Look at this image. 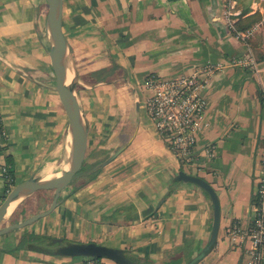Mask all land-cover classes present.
<instances>
[{"label":"crops","instance_id":"0c3cea01","mask_svg":"<svg viewBox=\"0 0 264 264\" xmlns=\"http://www.w3.org/2000/svg\"><path fill=\"white\" fill-rule=\"evenodd\" d=\"M223 4L62 0L61 31L78 75L86 149H98L105 157L126 145L86 179L61 191L56 206L25 232L1 234L0 264L80 259L42 251V245H52V237L121 248L133 260L182 264L206 242L212 206L196 184L175 179L178 170L206 180L218 200L215 241L194 264L245 259L244 246L230 241L227 230L233 224L246 228L252 215L264 144V22L256 21L249 36L237 37L226 23ZM244 6V15L257 10L264 16V0H234L236 15ZM45 13V0H0V167L10 169L9 187L29 175H52L66 157L67 119L52 88ZM242 55L252 57V67L223 65L202 88L204 123L191 158L178 160L146 115L142 79L152 72L180 76L206 62ZM208 145L211 156L203 153ZM7 189L0 171V201ZM261 255L264 264V246Z\"/></svg>","mask_w":264,"mask_h":264},{"label":"water","instance_id":"95a60500","mask_svg":"<svg viewBox=\"0 0 264 264\" xmlns=\"http://www.w3.org/2000/svg\"><path fill=\"white\" fill-rule=\"evenodd\" d=\"M46 13L43 32L47 45L49 65L53 74V90L56 93L66 119V157L61 167L50 176L29 175L14 183L0 201V235L16 230L47 215L57 204L60 192L69 187L85 159L87 121L79 106L76 83L78 75L66 40L61 31L62 0H45ZM126 142L120 144L111 153L99 161L95 168L111 160ZM175 179L196 184L207 195L212 206V220L208 237L204 245L182 264L196 263L212 247L218 227L219 207L213 188L203 178L178 170ZM36 191H50L47 205L41 210L1 225L4 217L21 201ZM51 246L42 245V251L68 258L101 257L108 258L117 264H153L145 259L133 260L121 248L107 246L94 241L62 243L60 237L50 239ZM54 244V245H53Z\"/></svg>","mask_w":264,"mask_h":264},{"label":"built area","instance_id":"2783aa9c","mask_svg":"<svg viewBox=\"0 0 264 264\" xmlns=\"http://www.w3.org/2000/svg\"><path fill=\"white\" fill-rule=\"evenodd\" d=\"M223 15L230 30L237 37L244 38L251 34L257 23L243 30H234L232 22L237 11L233 9L234 0H223ZM232 9V10H231ZM264 22L262 16L258 23ZM223 65L252 67L251 56H231L224 62H206L196 66L184 75L162 77L156 73H148L142 79L145 90L143 106L147 117L152 123L156 135L180 161L189 160L193 154L195 135L200 125L204 123L205 100L201 94L202 88L209 77ZM4 135L0 113V138ZM203 153L212 155L211 145L205 146ZM259 166L256 173L254 203L250 224L240 229L235 224L227 230L228 239L242 244L245 259L236 264H262L261 249L264 246V144L259 153ZM6 181L7 191L10 177L4 164L0 167ZM6 191V192H7ZM63 264H105L101 257H81Z\"/></svg>","mask_w":264,"mask_h":264},{"label":"rangeland","instance_id":"374dc122","mask_svg":"<svg viewBox=\"0 0 264 264\" xmlns=\"http://www.w3.org/2000/svg\"><path fill=\"white\" fill-rule=\"evenodd\" d=\"M85 159L83 161V167L80 169L79 173L71 181L70 187L86 179L84 175L88 172L94 170L95 165L104 158L100 150L98 149H86L85 150ZM85 163L87 165H85ZM103 166V165H101ZM100 166V167H101ZM44 194V195H43ZM50 197V191H36L32 195L27 196L23 201H21L11 212H9L1 222V225L4 223H9L18 219H21L32 212L41 210L44 206V202L48 203ZM43 198L45 200H43ZM45 207V206H44ZM28 228V225H25L21 228L14 230L15 232H25Z\"/></svg>","mask_w":264,"mask_h":264},{"label":"trees","instance_id":"16d2710c","mask_svg":"<svg viewBox=\"0 0 264 264\" xmlns=\"http://www.w3.org/2000/svg\"><path fill=\"white\" fill-rule=\"evenodd\" d=\"M243 1L244 0H236V2H243ZM246 9H247V6H244L242 8V10L239 11V13L236 15L234 21L232 22L234 30L243 31V30L251 27L256 21H258L260 19L261 15L257 10L244 15V13H246V11H247ZM85 165H87V164L85 163ZM82 167H83V164L81 165L80 169ZM80 169H79V171H80ZM6 173L9 176V174H10L9 168H8V170H6ZM88 173L86 175H84L85 178L88 177Z\"/></svg>","mask_w":264,"mask_h":264},{"label":"flooded vegetation","instance_id":"af4514ba","mask_svg":"<svg viewBox=\"0 0 264 264\" xmlns=\"http://www.w3.org/2000/svg\"><path fill=\"white\" fill-rule=\"evenodd\" d=\"M101 161V160H100ZM45 245H47V244H45ZM51 245V244H50ZM54 245V244H53Z\"/></svg>","mask_w":264,"mask_h":264}]
</instances>
